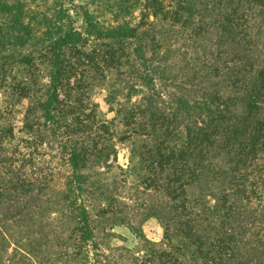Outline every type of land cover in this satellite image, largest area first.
<instances>
[{
  "label": "trees",
  "instance_id": "16d2710c",
  "mask_svg": "<svg viewBox=\"0 0 264 264\" xmlns=\"http://www.w3.org/2000/svg\"><path fill=\"white\" fill-rule=\"evenodd\" d=\"M140 2L137 23L86 11L84 33L67 7L32 18L23 2L0 0V85L16 67L25 74L10 86L34 102L24 116L34 149L40 124L62 129L61 163L46 168L0 128V264H264V0ZM182 34L200 63L175 71L167 62ZM88 72L108 81L110 104L128 99L115 111L124 129L73 100ZM125 141L147 195L140 221L107 176ZM149 218L159 241L143 232ZM117 223L138 244L115 258L101 245Z\"/></svg>",
  "mask_w": 264,
  "mask_h": 264
},
{
  "label": "rangeland",
  "instance_id": "374dc122",
  "mask_svg": "<svg viewBox=\"0 0 264 264\" xmlns=\"http://www.w3.org/2000/svg\"><path fill=\"white\" fill-rule=\"evenodd\" d=\"M8 1H21L24 3L26 10L28 11L30 17L34 18L35 15L42 16L46 14L47 16L54 17L61 6L69 8V13L75 25L84 33H86L87 24L85 20V12H89L96 20L104 22L105 24H115L116 17L118 19H130L133 23H137L140 20L141 15V0H8ZM186 34L178 35L175 43L172 45V55L167 63H173L175 71H177L183 63H186L185 59H189L191 63L199 62L195 57L199 56L201 51L194 49L191 42L186 38ZM94 43L93 38H90L89 44L85 46L86 49H90ZM28 52L29 50H23ZM34 49V53H35ZM9 51H4L7 53ZM150 55V52H149ZM195 59V60H194ZM74 60V58H73ZM85 60L81 58V61ZM36 61H39L37 59ZM86 61V60H85ZM20 65V63H19ZM18 67L12 70V74L8 75V79L5 85H0V128L10 127L13 129L15 135L12 143L19 145V151L22 153H30L31 151L37 154V158L41 159L45 167L50 165H58L56 163H61L57 158V150L55 147L59 145L61 141L62 134L59 130L50 129L42 124H40V130L43 131V143H39L34 149V128L32 131H28L24 127L25 111L28 104H34L28 98H19L16 91H13L11 84L18 79L25 78L23 72H17ZM35 78L39 80L41 84L44 85L48 82V69L43 67L41 70L37 71ZM90 79L83 80L85 84L82 90L73 91V100L78 102L82 101L84 109L87 113L92 112V109H96L97 117L101 120H111L110 126L116 130L124 129L121 119L115 115L116 107L119 105H127L128 99L122 94L118 97L120 101L110 104L107 100L109 94V88L106 86L108 81L104 82L96 77V74L88 72ZM182 77V76H181ZM15 78V79H14ZM80 80V74L71 78V83L76 80ZM88 80V81H87ZM1 82V80H0ZM76 83V82H75ZM77 92L79 94H77ZM61 98L65 99L64 94L61 93ZM114 110H111V109ZM40 119V113H33ZM114 117V118H113ZM113 119V120H112ZM41 137V136H40ZM31 139V140H30ZM117 147L119 150L118 160L113 161V167L107 172L109 180H116L118 185V192L125 203V213H129L132 217H135L137 221L142 219L143 205L141 203L145 201L146 194L144 193L142 187L138 184V174L136 171H129L127 168L129 157H130V142H118ZM1 157V154H0ZM112 160V159H111ZM106 167H101L100 170H105ZM3 168L0 163V173ZM63 171H68V169L63 168ZM143 232L148 238L159 241L163 238V227L155 218H149L141 223ZM105 230L102 232L104 236ZM110 235L103 240L101 245V250L114 256L115 258L120 257L121 249L123 247L135 248L138 244V239L135 233L126 225L123 224H113L110 229ZM101 235V237H102ZM102 241V240H101ZM121 259V258H120ZM40 263V262H38ZM34 264H36L34 262ZM52 264H62L61 262H54Z\"/></svg>",
  "mask_w": 264,
  "mask_h": 264
}]
</instances>
